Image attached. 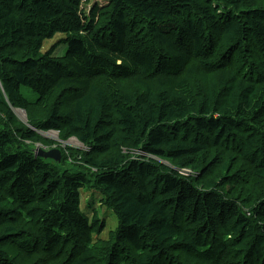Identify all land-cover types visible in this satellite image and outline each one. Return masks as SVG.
I'll list each match as a JSON object with an SVG mask.
<instances>
[{
	"label": "trees",
	"instance_id": "trees-1",
	"mask_svg": "<svg viewBox=\"0 0 264 264\" xmlns=\"http://www.w3.org/2000/svg\"><path fill=\"white\" fill-rule=\"evenodd\" d=\"M0 264H264V0H0Z\"/></svg>",
	"mask_w": 264,
	"mask_h": 264
},
{
	"label": "rangeland",
	"instance_id": "rangeland-1",
	"mask_svg": "<svg viewBox=\"0 0 264 264\" xmlns=\"http://www.w3.org/2000/svg\"><path fill=\"white\" fill-rule=\"evenodd\" d=\"M50 45H51V42H50V41H47V42L45 43L44 50L47 49ZM66 50H67V47H66V46H64V45L61 46V47L59 48V50H58V54H59L60 56H62V55L64 54V52H66ZM27 89H28V88H23V92L26 93V92H27ZM19 112H21L22 114H20ZM17 114H18V116H19L22 120H24L25 122L27 121V120H26V114H25L23 111H17ZM48 138H51V139L57 140V139H58V136H57L56 133H50V134H48ZM63 144H64V143H63ZM66 144L69 145L70 147L75 148V149H77V148H81V144H80L77 140H75V139H71V140H69ZM40 148H42V147H40ZM42 149H43V148H42ZM53 149H55V147L52 148V150H53ZM47 151H49V150H47ZM111 215H112L113 220H114V228H115V225H117L116 218H115V215H114L113 213H111Z\"/></svg>",
	"mask_w": 264,
	"mask_h": 264
},
{
	"label": "water",
	"instance_id": "water-1",
	"mask_svg": "<svg viewBox=\"0 0 264 264\" xmlns=\"http://www.w3.org/2000/svg\"><path fill=\"white\" fill-rule=\"evenodd\" d=\"M37 152L42 158L61 161V152L59 150L53 149L51 151H46L44 149H38Z\"/></svg>",
	"mask_w": 264,
	"mask_h": 264
},
{
	"label": "bare ground",
	"instance_id": "bare-ground-1",
	"mask_svg": "<svg viewBox=\"0 0 264 264\" xmlns=\"http://www.w3.org/2000/svg\"><path fill=\"white\" fill-rule=\"evenodd\" d=\"M20 114H22L21 112H19Z\"/></svg>",
	"mask_w": 264,
	"mask_h": 264
}]
</instances>
